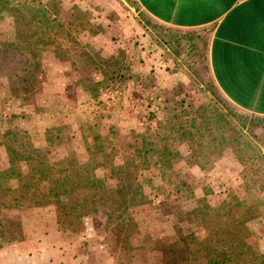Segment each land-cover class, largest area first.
I'll return each instance as SVG.
<instances>
[{
    "label": "rangeland",
    "instance_id": "1",
    "mask_svg": "<svg viewBox=\"0 0 264 264\" xmlns=\"http://www.w3.org/2000/svg\"><path fill=\"white\" fill-rule=\"evenodd\" d=\"M208 39L135 0H0V264H264V117Z\"/></svg>",
    "mask_w": 264,
    "mask_h": 264
},
{
    "label": "crops",
    "instance_id": "2",
    "mask_svg": "<svg viewBox=\"0 0 264 264\" xmlns=\"http://www.w3.org/2000/svg\"><path fill=\"white\" fill-rule=\"evenodd\" d=\"M135 2L170 31L205 33L207 65L219 92L238 109L264 117V0ZM159 51L152 62L161 71L170 61L164 48Z\"/></svg>",
    "mask_w": 264,
    "mask_h": 264
},
{
    "label": "trees",
    "instance_id": "3",
    "mask_svg": "<svg viewBox=\"0 0 264 264\" xmlns=\"http://www.w3.org/2000/svg\"><path fill=\"white\" fill-rule=\"evenodd\" d=\"M25 8H26L27 11L30 10V7H28V6H26ZM30 12H33V11H30ZM34 18H36V17H34ZM96 182H97L96 180L93 181V183H95L96 185H98ZM123 202H124V199L122 200V203H123ZM118 203L121 204L120 201H118ZM122 205H123V204H122Z\"/></svg>",
    "mask_w": 264,
    "mask_h": 264
}]
</instances>
